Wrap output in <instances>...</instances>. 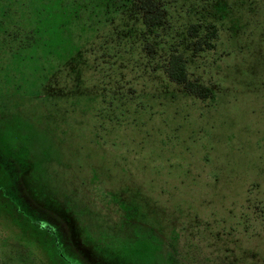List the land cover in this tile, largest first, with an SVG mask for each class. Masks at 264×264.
<instances>
[{
  "label": "rangeland",
  "instance_id": "rangeland-1",
  "mask_svg": "<svg viewBox=\"0 0 264 264\" xmlns=\"http://www.w3.org/2000/svg\"><path fill=\"white\" fill-rule=\"evenodd\" d=\"M160 3L149 59L100 2L0 0V264H65L41 244L60 227L90 264H264V0ZM210 24L202 100L163 66Z\"/></svg>",
  "mask_w": 264,
  "mask_h": 264
},
{
  "label": "trees",
  "instance_id": "trees-1",
  "mask_svg": "<svg viewBox=\"0 0 264 264\" xmlns=\"http://www.w3.org/2000/svg\"><path fill=\"white\" fill-rule=\"evenodd\" d=\"M93 1L100 2V5L103 6L105 14L109 15L111 20H114L115 14H120L125 18H129L126 20H131L133 24L139 25L141 27L140 38L142 39L143 43L142 51L146 57H148L149 59L155 58L158 50H162L161 46L163 45V40L161 41V33L167 26L168 13L165 6L160 3V0ZM206 28H208V31H206ZM202 32H206V37L202 36ZM216 37L217 28L212 24L207 26L191 25L184 39V43H187L188 41L190 42V47L186 49L184 43H180L178 47H170V49L167 51L163 66L164 73L172 83L183 86L185 91L189 95L202 100L213 99L214 93L209 87L204 86L200 82H193L190 80L188 64L190 63V58L192 56L191 53H200L205 50H212L214 48L213 42ZM8 166V170H12V168H14L13 165ZM22 167L23 166L15 167V169H13L18 171L15 173L16 176L20 175L19 168ZM0 169H2L1 165ZM10 175L13 174L10 173ZM3 195L6 196L7 194L4 192ZM3 195H0V205L2 204L1 202L5 201L2 200ZM5 198L6 200H9L8 197ZM10 198L13 197L10 195ZM16 211L18 212V214H22L33 228H36L38 231L44 232L45 234L47 233V237H49V235H53L49 234V231L47 230V228H45V226L40 223L33 222L34 219L30 220L29 216H25L19 209H16ZM40 211L43 212V209H41ZM47 217L48 216H46V218ZM54 232L56 237H58V240L50 238V244L51 242L53 244V246L51 245V248L49 247L48 243L49 238L44 239V237H42V243L38 241L42 244L43 249L46 251V254L49 255V258L52 259L54 263L58 261L62 262V260L65 259V264H69V262L71 261L68 258L71 257L76 261L72 262L71 264H90L89 262L84 260V258L88 255V251L87 249H85V246L81 245L82 249H80V245H78L77 247V244L73 245L70 239H65L66 232L63 231L61 227L59 231ZM77 253L79 254V257H77ZM78 259L81 261V263L77 261Z\"/></svg>",
  "mask_w": 264,
  "mask_h": 264
}]
</instances>
